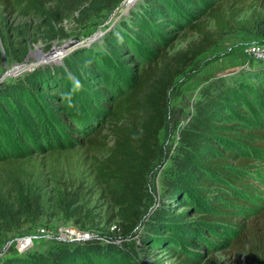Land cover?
Segmentation results:
<instances>
[{
    "label": "trees",
    "instance_id": "trees-1",
    "mask_svg": "<svg viewBox=\"0 0 264 264\" xmlns=\"http://www.w3.org/2000/svg\"><path fill=\"white\" fill-rule=\"evenodd\" d=\"M247 1L139 0L99 39L59 64L0 83V232H14L43 217L62 216L83 226L87 206L101 201L105 222L117 221L121 241L120 246L95 238L52 240L40 252L34 251L36 241L0 264H139V244L132 241L139 226L145 229L141 244L164 247L165 236L172 238L183 255L181 263L199 254L200 244L192 237L205 238L211 231L231 237L238 264H264V206L255 210L241 198L248 185L245 175L255 177L247 169L252 160L237 158L229 148L218 153L233 140L228 120L238 109L254 112V106H264V65L201 91L185 125L175 128L167 200L147 210L149 175L162 156L161 134H170L168 94L176 78L224 35L241 31L264 38V0H251L249 7ZM117 4L0 0V37L12 18H43L54 32L75 13L87 18ZM180 30L196 39L170 54L167 47ZM254 135L264 139L261 132ZM255 143L253 149L264 154V140ZM70 147L89 156V172L77 169L51 178L52 161L76 153ZM232 158L234 166L228 162ZM216 180L224 186H216ZM187 202L200 207L197 221L176 213Z\"/></svg>",
    "mask_w": 264,
    "mask_h": 264
},
{
    "label": "rangeland",
    "instance_id": "rangeland-1",
    "mask_svg": "<svg viewBox=\"0 0 264 264\" xmlns=\"http://www.w3.org/2000/svg\"><path fill=\"white\" fill-rule=\"evenodd\" d=\"M124 1L118 0V4L112 10L100 14H89L87 18L80 17L75 13L62 24L60 29L56 27L54 32L49 31V27L46 26L43 18L10 19L6 25L5 33L0 37V77H2L0 83L22 77L37 68L59 64L62 58L78 47L93 43L115 24L114 21L119 19V16L125 13V8L122 6ZM253 2L248 0L246 7H249V4ZM241 18H245L244 15ZM176 34V39L170 42L167 47V52L170 54L184 49L188 42L196 39L188 30H180ZM255 43L264 45V38L241 31L224 35L216 45L199 56L182 75L176 78L168 94V132L170 134L168 136L164 133L161 134L162 156L149 175L148 212L154 211L167 200V184L171 177L169 171L170 156L177 144L176 131L178 129L175 128H181L185 125L193 112L196 101L200 98L201 91L210 83L219 79L229 80L237 77L240 73L244 77L243 75L246 76L247 70H253L255 67L259 69V60L245 53V47ZM252 75L254 74H251L250 77ZM262 75L256 74L254 77L262 78ZM252 109L254 112L247 107H240L238 113L228 120V125L232 127L228 134L233 136V140L226 144L227 147H219L218 153L224 155L226 148H229L236 153L237 158L252 160L247 169L248 173L255 177L245 175L248 185L240 189L244 191V196L241 197L243 202L248 207L257 210L259 205L264 206V180H262L264 177V154L253 148L257 146L255 143L257 140H264L254 135L255 132L264 134V106L258 104ZM242 134L244 137H238ZM73 138H76V135H73ZM70 148L76 152L72 157H58L52 161L51 178L58 179L77 169L85 170L86 173L89 172V156L82 149L77 151L72 147ZM233 160V158L228 160L230 166L235 165ZM44 174L45 176L48 175L45 171ZM215 184L216 186H224L221 180H216ZM185 205L178 207L176 213L184 212L186 220L189 222L197 221L201 216L200 207H195L193 203L188 202ZM231 209L234 208L231 207ZM87 210L90 213L84 219L83 226L62 216L43 217L14 232H0V261L6 256L15 255L18 239L33 235L42 228L55 231H58L59 228L75 229L80 232L84 230V233H88L90 236L89 239H99L104 243L111 241L121 246V241L117 239L120 236L116 227L117 221H113L111 224L105 222V205L98 201L95 206L94 203L87 206ZM50 212L52 210L48 209V214ZM90 215H95V218L91 220ZM208 232L205 238L192 237L198 240L201 249L198 251V255L193 256L191 254L189 260L184 263L180 262L183 260V255L181 258L179 257L178 249L171 244L173 239L168 236H165L164 240L166 241L162 242L164 247L160 244L152 245L150 242L141 244L145 229L139 226L132 241L139 244V247L136 248L139 264H205L211 258L214 260V264H238V257L234 254L231 246V237L223 239L222 236L211 231ZM165 234L168 233L165 232ZM50 241L52 240H39L34 251H45ZM142 248H146V250L143 251ZM30 249L26 248L22 253ZM190 252L195 253L194 251Z\"/></svg>",
    "mask_w": 264,
    "mask_h": 264
},
{
    "label": "built area",
    "instance_id": "built-area-1",
    "mask_svg": "<svg viewBox=\"0 0 264 264\" xmlns=\"http://www.w3.org/2000/svg\"><path fill=\"white\" fill-rule=\"evenodd\" d=\"M139 0H125L122 3L124 6V10H128L133 4H135ZM245 53L249 56H253L256 60H259L261 65H264V45L263 44H250L245 47ZM2 77H0L1 82ZM88 233H84L83 231H77L75 229H63L59 228L58 231L52 229H38L33 235L25 236L24 238L18 239L16 241L17 247L16 252L22 253L25 251L24 249L32 248L36 241L41 239H49V240H59L64 242H79L85 241L89 239Z\"/></svg>",
    "mask_w": 264,
    "mask_h": 264
},
{
    "label": "bare ground",
    "instance_id": "bare-ground-1",
    "mask_svg": "<svg viewBox=\"0 0 264 264\" xmlns=\"http://www.w3.org/2000/svg\"><path fill=\"white\" fill-rule=\"evenodd\" d=\"M89 42H90V41H89ZM89 42H88V43H89ZM61 57H62V56H61Z\"/></svg>",
    "mask_w": 264,
    "mask_h": 264
},
{
    "label": "water",
    "instance_id": "water-1",
    "mask_svg": "<svg viewBox=\"0 0 264 264\" xmlns=\"http://www.w3.org/2000/svg\"><path fill=\"white\" fill-rule=\"evenodd\" d=\"M51 63V62H50ZM53 63H54V61H53Z\"/></svg>",
    "mask_w": 264,
    "mask_h": 264
}]
</instances>
